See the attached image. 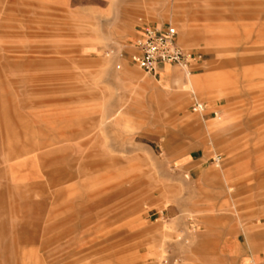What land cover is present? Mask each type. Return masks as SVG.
<instances>
[{"label":"rangeland","instance_id":"obj_1","mask_svg":"<svg viewBox=\"0 0 264 264\" xmlns=\"http://www.w3.org/2000/svg\"><path fill=\"white\" fill-rule=\"evenodd\" d=\"M144 26L201 62L145 74ZM211 229L264 257V0H0V264H187Z\"/></svg>","mask_w":264,"mask_h":264},{"label":"crops","instance_id":"obj_2","mask_svg":"<svg viewBox=\"0 0 264 264\" xmlns=\"http://www.w3.org/2000/svg\"><path fill=\"white\" fill-rule=\"evenodd\" d=\"M139 38L140 30H138L130 45L131 54L134 52V47ZM169 68V66L163 67L160 76L168 73ZM186 78L193 91L196 89L199 92L207 93H212L215 89L222 92V88L229 82L224 75H207L201 79L192 80L190 73L186 72ZM125 79H133V76L127 73ZM173 81L176 85H183L184 82L181 78H176ZM197 238L199 240L195 241L197 244L194 247L195 252L202 256L187 255V257H184L187 264L188 262L189 264H248L249 262L259 263L264 260V257L251 250L247 245V241H244L241 234H236L235 231L204 230L197 235ZM79 247L78 245L73 249Z\"/></svg>","mask_w":264,"mask_h":264},{"label":"built area","instance_id":"obj_3","mask_svg":"<svg viewBox=\"0 0 264 264\" xmlns=\"http://www.w3.org/2000/svg\"><path fill=\"white\" fill-rule=\"evenodd\" d=\"M130 57L134 65L153 77L159 76L163 67L174 66L190 69L202 60L199 53L187 50L179 44L175 28L159 29L151 26H144L140 29V38ZM191 110L193 113L203 114L205 105L195 99ZM214 115L217 117L216 113ZM216 161L219 163L220 157H217ZM256 264H264V262Z\"/></svg>","mask_w":264,"mask_h":264}]
</instances>
